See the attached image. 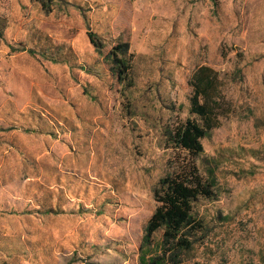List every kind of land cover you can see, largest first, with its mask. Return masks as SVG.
<instances>
[{"label":"rangeland","instance_id":"374dc122","mask_svg":"<svg viewBox=\"0 0 264 264\" xmlns=\"http://www.w3.org/2000/svg\"><path fill=\"white\" fill-rule=\"evenodd\" d=\"M0 19V264H143L155 187L192 164L213 197L184 264H264V0H0ZM201 66L231 109L194 157L171 133Z\"/></svg>","mask_w":264,"mask_h":264},{"label":"trees","instance_id":"16d2710c","mask_svg":"<svg viewBox=\"0 0 264 264\" xmlns=\"http://www.w3.org/2000/svg\"><path fill=\"white\" fill-rule=\"evenodd\" d=\"M6 26V21L0 19V38ZM89 37L95 43V37L92 34ZM121 50L123 47L116 49ZM122 53L121 59L113 53L120 83L128 80L130 70L126 51ZM189 86L192 88L189 117L171 133V141L174 147L197 157L204 152L203 140L221 125L231 102L225 93L224 78L208 66L194 71ZM211 188L194 164L185 173L170 175L158 182L154 190L156 209L145 227L144 240L149 243L157 233L162 235L157 248L150 250L149 247L141 257L143 264H184V255L201 239L199 236L205 229L194 207L200 199H212Z\"/></svg>","mask_w":264,"mask_h":264}]
</instances>
